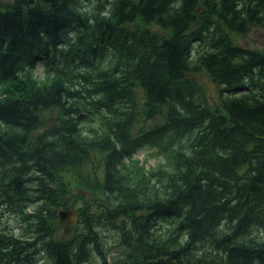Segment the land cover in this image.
I'll list each match as a JSON object with an SVG mask.
<instances>
[{
    "label": "trees",
    "instance_id": "trees-1",
    "mask_svg": "<svg viewBox=\"0 0 264 264\" xmlns=\"http://www.w3.org/2000/svg\"><path fill=\"white\" fill-rule=\"evenodd\" d=\"M88 3L0 0V264H264V0Z\"/></svg>",
    "mask_w": 264,
    "mask_h": 264
},
{
    "label": "rangeland",
    "instance_id": "rangeland-1",
    "mask_svg": "<svg viewBox=\"0 0 264 264\" xmlns=\"http://www.w3.org/2000/svg\"><path fill=\"white\" fill-rule=\"evenodd\" d=\"M91 4L88 3V6L91 8L93 4H96L98 0H90ZM155 31L163 32L162 30L158 28H154ZM235 41L237 44L250 48V49H257L264 51V28L260 27H252L251 31L247 35H237L234 36ZM36 75L39 78H43V71H42V65H40L37 70H36ZM201 82L205 85V87L208 90L210 98L215 100L218 95V90L215 84L210 82L206 77L200 76L199 77ZM86 128L89 127H96L98 124L95 122L89 123L85 122L82 124ZM135 159L139 160L141 165H143L146 170H151L155 167H158L160 164L166 163V160L163 156H159L155 150L151 148H144L140 151H138L135 155ZM20 224V219L17 218V216L13 215H0V231L4 230L8 234L14 233L17 236H20L22 233V227ZM69 237V236H68ZM108 241L111 246L116 245V241H114V235L113 234H108ZM28 240V238H27ZM115 253L116 250H113ZM41 258L39 259V264H45L46 259L42 255H38V257Z\"/></svg>",
    "mask_w": 264,
    "mask_h": 264
},
{
    "label": "water",
    "instance_id": "water-1",
    "mask_svg": "<svg viewBox=\"0 0 264 264\" xmlns=\"http://www.w3.org/2000/svg\"><path fill=\"white\" fill-rule=\"evenodd\" d=\"M85 117L86 116H84V115L80 116L81 119H83ZM58 219H59V223L62 226L63 231L66 235H68L72 231H74V229L78 225V221H79L77 212L73 209H70V210L59 209Z\"/></svg>",
    "mask_w": 264,
    "mask_h": 264
}]
</instances>
